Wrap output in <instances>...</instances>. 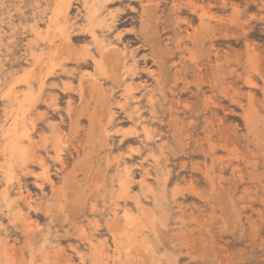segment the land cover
<instances>
[{
  "label": "rangeland",
  "instance_id": "374dc122",
  "mask_svg": "<svg viewBox=\"0 0 264 264\" xmlns=\"http://www.w3.org/2000/svg\"><path fill=\"white\" fill-rule=\"evenodd\" d=\"M94 1L0 0V264H264V0Z\"/></svg>",
  "mask_w": 264,
  "mask_h": 264
},
{
  "label": "bare ground",
  "instance_id": "6f19581e",
  "mask_svg": "<svg viewBox=\"0 0 264 264\" xmlns=\"http://www.w3.org/2000/svg\"><path fill=\"white\" fill-rule=\"evenodd\" d=\"M105 1L106 0H95L92 4H91V7L89 8V13L87 14V18H88V22H89V24H90V30L88 31V32H90V34H91V39H93V42H94V44H95V46L98 48V47H100V36L98 35V31H100L101 33H103V32H105L106 31V29H107V26H106V23H105V21L102 19V17H101V12H102V9H103V7H104V4H105ZM70 2V1H69ZM84 2V1H83ZM109 2H111L110 0H109ZM108 3V2H107ZM68 5V4H67ZM87 6H88V4H87ZM61 7H63V6H61ZM68 7V6H67ZM89 7V6H88ZM55 8H56V10L58 11V13L60 14V12H61V8H60V6H59V3H57L56 4V6H55ZM67 9V8H66ZM103 10H105V9H103ZM66 11V10H65ZM86 11V10H85ZM110 11V10H109ZM57 13V14H58ZM110 14H112V12L110 13ZM109 14V15H110ZM111 17H112V15H111ZM58 18V15L57 16H54V18H52L51 19V21H54L55 19H57ZM110 18V17H109ZM68 20V19H67ZM110 20H111V18H110ZM85 21H86V19H85ZM87 22V23H88ZM109 22H111V21H109ZM83 24H86L85 22L83 23ZM82 24V25H83ZM89 24H87V25H89ZM58 26V25H57ZM68 27V26H67ZM57 28H59V27H57ZM64 30V29H63ZM83 30H84V28H83ZM108 30V29H107ZM60 31V30H59ZM62 31V30H61ZM85 31V30H84ZM87 32V33H88ZM62 33V32H61ZM64 33V32H63ZM68 33H71V32H68ZM72 34V33H71ZM70 34V35H71ZM66 35V34H65ZM62 37V36H61ZM66 37V36H65ZM63 38V37H62ZM70 38V37H69ZM92 41V40H91ZM94 46V45H93ZM110 47V46H109ZM94 48V47H93ZM103 48H105V50L106 49H108V48H106V47H103ZM86 50H87V48H86ZM85 50V51H86ZM90 50V49H89ZM96 50V49H95ZM98 52V51H97ZM101 52H99V54H100ZM122 53V52H121ZM95 55V54H94ZM84 58L85 59H88V58H94V56L90 53V52H88V50L84 53ZM96 56H98V55H96ZM101 56H102V54H101ZM90 60H92V59H90ZM102 60V59H101ZM101 60H100V62H101ZM97 65V64H96ZM98 67V66H97ZM31 71V70H30ZM100 72H101V70H100ZM29 74V73H28ZM31 74V73H30ZM27 75V74H26ZM102 75V74H101ZM28 76V75H27ZM26 77V76H25ZM97 77H98V75H97ZM133 77V76H132ZM26 79V78H25ZM132 81V80H131ZM26 83V82H25ZM29 84V87H32V85H31V83L29 82L28 83ZM28 87V89H30ZM29 91H32L31 89L29 90ZM18 92V91H17ZM16 93V92H15ZM9 95H10V93H9ZM24 95V94H23ZM27 95V94H26ZM28 95H30L29 93H28ZM128 96H129V94H127ZM6 96H7V94H6ZM25 96V95H24ZM133 97V96H132ZM17 98V97H16ZM18 99V98H17ZM23 99V98H22ZM28 99H30V98H28ZM28 99H26V100H28ZM25 99H23V101H24ZM26 100H25V102H26ZM132 100H134V99H132ZM22 101V102H23ZM29 102L31 101V99L30 100H28ZM21 102V103H22ZM31 103V102H30ZM10 104V103H9ZM8 104V105H9ZM19 104V103H18ZM23 104V103H22ZM21 105V104H20ZM135 107H136V105H135ZM134 107V108H135ZM28 108H30V107H28ZM131 120H132V118H131ZM28 122V121H27ZM138 122V121H137ZM17 124V123H16ZM31 125V124H30ZM12 128H13V126H12ZM142 128V127H141ZM31 129V128H30ZM143 129V128H142ZM12 135V134H11ZM4 138V137H3ZM15 138V137H14ZM15 139H17V138H15ZM7 140H9V139H7ZM18 142V141H17ZM23 142V141H22ZM19 144V143H18ZM14 145V144H13ZM7 146V145H6ZM18 146H21V145H18ZM11 148H13V146L11 147ZM9 149V148H8ZM11 150V149H10ZM24 150V149H23ZM5 151V150H4ZM26 151V150H25ZM25 151H23L24 153H26ZM26 154H28V153H26ZM5 156V155H4ZM30 156V155H29ZM25 159H27V157L25 158ZM125 170H127V169H125ZM133 178V177H132ZM133 180V179H132ZM12 182V181H11ZM129 183V181H127V180H125L124 182H123V184H124V186H126L127 184ZM124 188V187H123ZM126 188V187H125ZM128 189V188H127ZM124 190H126V189H124ZM4 198V197H3ZM8 206H9V204H8ZM131 217V216H130ZM140 221V220H139ZM128 224H130V227H133V226H135L136 225V223H133L131 220H129L128 221ZM138 227V226H137ZM136 229V228H135ZM134 229V230H135ZM128 241V240H127ZM131 245V244H130ZM99 253V252H98Z\"/></svg>",
  "mask_w": 264,
  "mask_h": 264
}]
</instances>
